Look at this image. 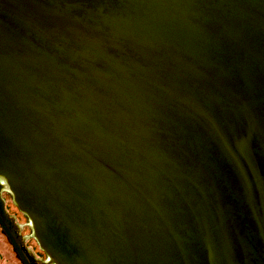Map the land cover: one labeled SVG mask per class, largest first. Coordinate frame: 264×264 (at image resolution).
<instances>
[{
    "label": "water",
    "instance_id": "obj_1",
    "mask_svg": "<svg viewBox=\"0 0 264 264\" xmlns=\"http://www.w3.org/2000/svg\"><path fill=\"white\" fill-rule=\"evenodd\" d=\"M0 177L56 264H264V0H0Z\"/></svg>",
    "mask_w": 264,
    "mask_h": 264
},
{
    "label": "flooded vegetation",
    "instance_id": "obj_2",
    "mask_svg": "<svg viewBox=\"0 0 264 264\" xmlns=\"http://www.w3.org/2000/svg\"><path fill=\"white\" fill-rule=\"evenodd\" d=\"M18 214L24 216L25 222L21 223ZM0 217L15 236L24 254L31 264H56L51 259L49 252L42 246L30 216L17 203L14 192L5 186L0 177ZM29 229V233L25 229ZM32 239L39 245L35 250ZM4 263H3V262ZM24 264L14 244L8 236L3 224L0 222V264Z\"/></svg>",
    "mask_w": 264,
    "mask_h": 264
},
{
    "label": "rangeland",
    "instance_id": "obj_3",
    "mask_svg": "<svg viewBox=\"0 0 264 264\" xmlns=\"http://www.w3.org/2000/svg\"><path fill=\"white\" fill-rule=\"evenodd\" d=\"M2 262H3V261H2ZM3 263H4V262H3ZM18 264H20L19 261H18Z\"/></svg>",
    "mask_w": 264,
    "mask_h": 264
}]
</instances>
